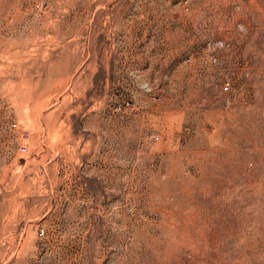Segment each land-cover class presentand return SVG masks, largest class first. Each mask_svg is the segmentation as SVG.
Instances as JSON below:
<instances>
[{"label": "rangeland", "instance_id": "rangeland-1", "mask_svg": "<svg viewBox=\"0 0 264 264\" xmlns=\"http://www.w3.org/2000/svg\"><path fill=\"white\" fill-rule=\"evenodd\" d=\"M0 264H264V0H0Z\"/></svg>", "mask_w": 264, "mask_h": 264}, {"label": "built area", "instance_id": "built-area-1", "mask_svg": "<svg viewBox=\"0 0 264 264\" xmlns=\"http://www.w3.org/2000/svg\"><path fill=\"white\" fill-rule=\"evenodd\" d=\"M22 149H24V147H22Z\"/></svg>", "mask_w": 264, "mask_h": 264}]
</instances>
